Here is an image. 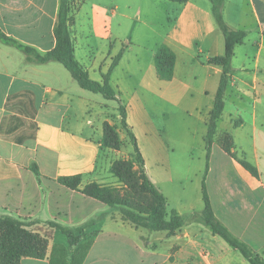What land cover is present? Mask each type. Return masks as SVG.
<instances>
[{"label":"crops","instance_id":"1","mask_svg":"<svg viewBox=\"0 0 264 264\" xmlns=\"http://www.w3.org/2000/svg\"><path fill=\"white\" fill-rule=\"evenodd\" d=\"M80 2L89 5L94 27L101 16L109 22L119 18L118 26L124 23L131 32L110 74V84L121 101V95L138 100L151 96L154 77L170 97L186 98L189 107H200V111L189 115L198 116L206 125L221 75V68L207 60L224 53V37L209 0H188L183 4L169 0H76L77 6ZM59 7L60 0H0V31L47 52L55 47L53 31ZM222 17L229 28L245 33L243 43L233 51L223 114L230 121L241 117V126L255 127L260 121L259 108L264 111V0H225ZM142 31L151 33L147 45L136 42ZM160 46L175 56L171 81H159L156 75L154 55ZM110 61L103 68H99L100 63L88 65L97 68L98 81L100 74L107 73ZM54 63L58 62H28L22 52L0 42V216L35 220L39 223L34 226L42 231L48 230L46 222L83 228L73 248L59 230H53L45 258H24L21 264H250L203 225V211L184 221L180 209L173 208L182 227L171 235L152 234L114 216L111 208L80 192L94 182L93 172L102 152L101 133L97 130L98 137L85 135L76 119L66 122L68 113L76 118L71 113L90 112L85 99L88 91L74 80L79 90L67 85V80L56 75ZM118 75L121 81L113 82ZM149 80L152 83L146 84ZM174 85L179 86L176 93L169 91ZM129 103H123L126 120L138 144L135 124L139 116L147 114V108L141 103L133 108ZM227 158L229 163L213 170L210 154L204 182L213 213L235 237L264 256V235L259 227L263 220L264 182L260 181L255 163L251 162L259 179L230 156ZM34 165L39 179L31 170ZM146 174L166 198L168 207V198L147 169ZM74 175L82 177L78 189L56 182L60 177ZM189 207L190 204L186 206ZM76 251L80 252L78 258H74Z\"/></svg>","mask_w":264,"mask_h":264},{"label":"rangeland","instance_id":"2","mask_svg":"<svg viewBox=\"0 0 264 264\" xmlns=\"http://www.w3.org/2000/svg\"><path fill=\"white\" fill-rule=\"evenodd\" d=\"M73 6L74 10H76L74 16L75 24L72 31L75 56L78 62L82 64L83 69L85 71L88 69L90 78L98 81L97 68H88V65L95 62L100 63L99 68H103L111 57L114 58L121 49H126L124 43L128 41L127 39L131 32L124 23L118 26L119 18L114 22H109L106 17L101 16L99 25L94 27L89 5L80 2L79 6H77L75 0ZM138 35L137 44L147 45L151 41L149 38L151 33L148 31H142ZM135 48L138 49V47ZM138 50L139 52L142 51L141 49ZM53 65L56 66L55 73L57 76L64 81L67 80V85L70 87L79 90L78 83L62 65L58 63ZM118 76L114 77L113 82L121 81V76ZM128 83L133 84L134 82L130 81ZM145 83L151 84L152 82L149 80ZM159 85L160 83L156 82L153 77L151 96L146 97L145 100H141V98L138 100V98L130 95H121L120 97L122 103L128 104L130 102L129 105L132 106L133 104V108L134 104L138 106L140 103L147 108V114L143 117L139 116L137 118L138 124H135L139 139L138 146L147 163V173L168 198L167 211L170 212L173 208H179L181 218L185 221L190 216L200 215L204 208L201 200V184L203 180L202 174L205 170V138L208 121L205 125L201 119L197 118L198 116L191 117L189 113H195L196 110L200 111V107L195 109V106L189 107V101L186 98L176 100L170 97V93ZM178 90V85L169 88V91L175 93ZM68 91L71 90L68 89ZM85 94V99L90 105V112L86 114L71 113L76 118L70 117V113H68L66 122L76 119L77 123L83 126L85 135L90 134L98 137L99 133L97 130L100 131L102 152L97 159V165L93 172V183L117 189L119 194L123 195L124 192L130 189L126 182H121L113 175L114 164L124 161L129 165L126 172L128 176L124 179L126 181H134L140 184L141 177L127 132L120 122V116L117 111L118 105L112 100L103 98L100 94H94L89 91L85 92ZM202 106L205 107L206 104L203 103ZM259 111L260 121L256 123L255 127L252 124L241 126L243 124L241 117H234L230 121L227 114L221 115L217 121V131L211 148L213 170H218L223 164L230 162L223 150V147H228V149L232 150L234 159L240 158L244 154L247 160L253 164L255 163L262 177L260 181L264 182V111L260 108ZM203 115L204 113H201V116ZM104 122H107L111 128V134L108 133L109 137L106 136L108 142L102 139V125ZM188 204H190V207L187 209L186 206ZM111 209L114 216L128 221L125 220L124 215L129 213L126 209L119 207ZM261 215L263 220H261L262 224L259 227L263 234H260L264 235V210ZM23 222L31 225L37 221L29 219ZM128 222L132 224L130 221ZM138 223L140 228L145 229L143 224L145 225L146 222L143 217L138 219ZM32 228L38 227L32 225ZM80 228L78 227L77 229ZM82 232L81 230L77 234L81 236ZM152 234L157 233L153 232ZM251 251L256 254L253 249ZM256 255L264 258V256L259 254Z\"/></svg>","mask_w":264,"mask_h":264},{"label":"trees","instance_id":"3","mask_svg":"<svg viewBox=\"0 0 264 264\" xmlns=\"http://www.w3.org/2000/svg\"><path fill=\"white\" fill-rule=\"evenodd\" d=\"M174 3L183 4L188 0H169ZM212 6V14L216 20L218 28L224 37V53L221 56L211 57L207 60L210 65L221 68L218 88L214 97L213 107L209 113L207 123V133L205 138V173L201 184L202 201L204 204L202 213V223L209 230L221 237L231 248L239 251L250 264H264V258L254 254L250 247L235 237L221 222H219L213 213L210 199L205 186V176L208 172L209 158L211 148L217 131V121L224 111V94L229 83V67L234 54L236 45L243 43L245 33L235 31L227 26L222 17V7L225 0H209ZM74 2L75 0H60L59 12L56 18L53 35L55 38V47L47 52H40L37 49L24 45L17 40L6 36L0 31V42L16 48L22 52L26 60L31 63L45 64L48 62L60 63L78 83L83 90L94 94H100L107 100L117 103V111L120 116L122 127L126 130L130 144L135 156V161L139 166L141 183L126 181V173L129 165L124 161L114 164L113 175L121 182L127 183L130 190L123 195L119 194L117 189H111L103 185L91 183L86 185L80 192L109 208H123L129 213L124 214L125 220L130 221L134 226L139 227L138 219L144 218L146 224L143 228L153 232H166L168 235L173 234L182 227V220L175 211H167L166 198L156 189L146 174L145 162L139 150L136 137L132 128L127 124L126 106L117 96V92L110 84V74L117 66L122 57V50L111 60V64L106 74L101 75V81L92 80L87 71L75 58L73 44L72 27L74 26ZM154 65L157 78L161 81H171L175 65L174 54L165 46H160L154 55ZM103 141L108 142L111 128L107 122L102 125ZM109 133V134H108ZM102 142V141H101ZM224 152L234 159L232 150L223 147ZM237 163L255 179H259V173L255 165L247 160L244 154L242 157L234 159ZM37 179L40 173L36 165L31 168ZM80 175L65 176L57 179V183L71 190L78 189L81 184ZM33 224L9 216H0V264H21L24 258L44 259L47 246L51 240L53 230H59L67 240L70 248L77 246L81 236L77 233L82 230L70 229L55 222H46L48 230L32 228ZM80 252L74 253V258H78Z\"/></svg>","mask_w":264,"mask_h":264}]
</instances>
